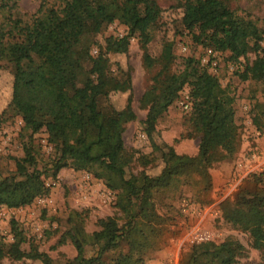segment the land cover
<instances>
[{"label":"trees","instance_id":"16d2710c","mask_svg":"<svg viewBox=\"0 0 264 264\" xmlns=\"http://www.w3.org/2000/svg\"><path fill=\"white\" fill-rule=\"evenodd\" d=\"M16 3L0 0V62L9 67L12 77L0 123L11 116L19 118L26 141L22 156L14 160V173L0 177V207L29 205L48 192L44 178H54L62 168L89 172L115 192L116 216L98 217L96 229L87 233L86 214L70 211L56 244L69 243L75 254L59 264H143L150 251L177 235L169 229L171 217L156 210L153 195L163 197L186 187L195 202L208 205L214 186L210 167L231 160L238 149L240 125L233 90L229 84L222 87L220 74L201 62L203 51L217 52L223 67L230 64L239 82L264 83V26L238 16L223 0H182V26L199 52H190L180 60V68L172 70L169 42L163 43L157 57L145 51L159 17L154 0H57L55 4L41 0L26 20L12 16ZM115 20L126 28L125 34L98 44L95 35ZM132 38L142 50L143 67L156 66L138 98V107L145 111L141 123L148 131V153L124 147L125 125L135 119L131 92L120 110L109 99L124 82L130 87L131 76L117 65L111 68L107 54L124 53ZM250 52L253 57L248 60ZM184 88L190 104L187 137L198 139L197 151L190 156L176 154L151 134L153 123ZM250 100L251 123L264 132V101ZM39 131L46 134L52 150L49 166L42 168L37 167L32 146ZM133 163L139 167L134 172ZM217 206L222 223L246 233L248 246L259 253L257 264H264V170L244 176L232 196ZM9 229L13 242L23 240V232L11 219ZM6 254L7 244L0 240V262ZM246 255V246L228 237L221 242H192L180 252L177 264H235Z\"/></svg>","mask_w":264,"mask_h":264},{"label":"rangeland","instance_id":"374dc122","mask_svg":"<svg viewBox=\"0 0 264 264\" xmlns=\"http://www.w3.org/2000/svg\"><path fill=\"white\" fill-rule=\"evenodd\" d=\"M40 1L17 0L16 9H12V16L26 20L35 13ZM45 1L53 4L57 2ZM223 1L238 16L264 26V0ZM154 2L159 7V17L150 29V39L145 45V51L150 57H157L163 43L169 42L174 55L172 70H177L180 68V60L190 52L198 54L199 48L193 44L191 35L182 26V0ZM125 29L115 20L101 28L94 38L98 44L103 45L105 38L109 36L117 39L122 37ZM261 44L264 42L261 41ZM95 50L94 44L91 53ZM141 53L137 39L133 38L128 41L124 53L108 52L111 68L114 69L117 65L121 70L128 71L131 76L130 87L124 82L110 93L109 99L116 110H120L129 91L131 92V109L135 119L125 125L126 129L122 135L124 147L148 153L151 149L147 139L148 131L141 123L145 111L138 107V98L150 81L156 66L148 69L143 67ZM252 57L251 52L247 53L248 60ZM223 64V60L218 56V69L211 71L220 74L222 87L229 84L233 90L235 119L240 125L238 149L231 160L218 161L210 167L214 186L210 194L211 203L208 205L200 206L195 202L192 191L186 187H180L176 192L164 194L163 197L153 195L156 210L171 217L173 225L169 226V229L176 231L177 235L166 239L161 248L150 251L143 264H177L180 252L192 245L190 239L194 227L206 229L213 242L234 237L245 245L247 255L235 264H257L259 260L258 251L248 246V235L230 229L222 223L217 204L224 198H230L248 173L264 170V132L258 131L251 123L254 111L250 100L264 101V83L239 82L231 74L232 66L227 64L223 67ZM11 78L9 67L0 62V111L9 98ZM186 94V88L179 92L178 98L153 123L151 134L155 141L172 146L176 154L190 156L197 151L198 139L193 135L187 137L190 132L186 123L188 114L180 107V101ZM22 131L21 122L17 117L11 116L0 123V177L14 173V160L22 156V143L26 141V135ZM45 136L43 131H39L32 138L38 168L49 166L48 161L52 157L51 145L46 142ZM131 167L133 172L139 168L135 163ZM157 168L155 166L149 171L154 172ZM44 180L48 192L35 197L29 205L17 209L0 207V240L7 244V254L0 264H45L48 260L51 264H59V260L70 259L75 254L69 243L56 244L58 236L65 228V219L70 211L86 214L83 228L87 233L96 229L95 220L98 217L113 214L116 216L113 206L115 192L105 187L103 180L95 178L91 173L62 168L54 178L47 176ZM183 205L184 212L181 211ZM10 219L15 221L19 230L23 232V240L20 242L12 240Z\"/></svg>","mask_w":264,"mask_h":264},{"label":"built area","instance_id":"2783aa9c","mask_svg":"<svg viewBox=\"0 0 264 264\" xmlns=\"http://www.w3.org/2000/svg\"><path fill=\"white\" fill-rule=\"evenodd\" d=\"M184 51V49H183ZM218 60V53L215 51H212L211 49L207 48L203 51V55L201 56V62L204 64H209V68L212 71L216 70V63ZM189 102L187 101L186 95L183 97V99L180 101V107L184 111L189 110ZM185 205L182 206V212L185 211L184 209ZM211 236L210 233L206 229H202L200 227H194L192 229V238L190 239V242H202L210 240Z\"/></svg>","mask_w":264,"mask_h":264}]
</instances>
